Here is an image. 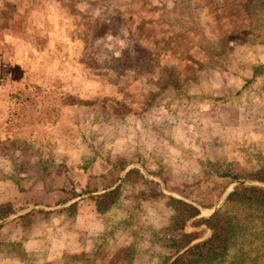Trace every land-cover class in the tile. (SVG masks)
I'll use <instances>...</instances> for the list:
<instances>
[{
  "label": "rangeland",
  "instance_id": "374dc122",
  "mask_svg": "<svg viewBox=\"0 0 264 264\" xmlns=\"http://www.w3.org/2000/svg\"><path fill=\"white\" fill-rule=\"evenodd\" d=\"M257 172L264 0H0V264H170L169 199L210 215ZM245 237L221 264H264Z\"/></svg>",
  "mask_w": 264,
  "mask_h": 264
},
{
  "label": "trees",
  "instance_id": "16d2710c",
  "mask_svg": "<svg viewBox=\"0 0 264 264\" xmlns=\"http://www.w3.org/2000/svg\"><path fill=\"white\" fill-rule=\"evenodd\" d=\"M253 179L263 184L238 183L221 206L210 215L200 216L201 209L192 202L176 197L169 199L168 203L173 209L170 216L171 226L183 233L182 238L173 239L169 244L175 249L170 264H221L232 252L236 260L244 259L242 251L238 252L239 247H243L242 239L245 236L246 239L250 236L264 237V172H257ZM78 194L75 191L72 198ZM120 196L119 184L104 188L102 192L90 194L88 198L94 201L96 212L103 214L115 206ZM68 207L75 208L73 204ZM17 212L16 207L11 203L3 204L0 206V220ZM37 212H48V210L33 208L19 215L15 220L21 222L23 219H29L32 223V215ZM189 220L190 224H188ZM199 223L208 225L211 234L193 242L203 236L202 231L194 227V224Z\"/></svg>",
  "mask_w": 264,
  "mask_h": 264
},
{
  "label": "crops",
  "instance_id": "0c3cea01",
  "mask_svg": "<svg viewBox=\"0 0 264 264\" xmlns=\"http://www.w3.org/2000/svg\"><path fill=\"white\" fill-rule=\"evenodd\" d=\"M102 191H104V189H100L99 191H97V192H102ZM86 201H90L91 203H92V210H93V213H96V215L97 214H99L98 212H96V210H95V203H94V201L93 200H91V199H87ZM81 210V209H80ZM79 210V216L81 215V211ZM84 211V210H83ZM92 212V211H91Z\"/></svg>",
  "mask_w": 264,
  "mask_h": 264
},
{
  "label": "water",
  "instance_id": "95a60500",
  "mask_svg": "<svg viewBox=\"0 0 264 264\" xmlns=\"http://www.w3.org/2000/svg\"><path fill=\"white\" fill-rule=\"evenodd\" d=\"M232 189H229L226 193H225V195H224V197H223V199L221 200V202L227 197V195L229 194V192L231 191ZM218 207V206H217ZM216 209V208H215Z\"/></svg>",
  "mask_w": 264,
  "mask_h": 264
}]
</instances>
